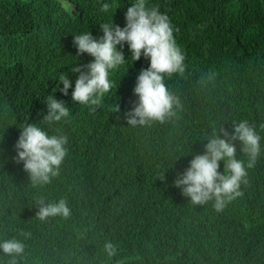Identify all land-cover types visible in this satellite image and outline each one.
I'll return each mask as SVG.
<instances>
[{"label": "trees", "instance_id": "obj_1", "mask_svg": "<svg viewBox=\"0 0 264 264\" xmlns=\"http://www.w3.org/2000/svg\"><path fill=\"white\" fill-rule=\"evenodd\" d=\"M171 19L185 53L184 71L165 74L179 99L175 115L132 125L136 77L143 55L110 71L109 92L97 104L62 93L58 76L75 56L73 34L121 26L131 0H0V240L24 243L15 264H264V0H147ZM119 47V45H118ZM59 86V87H58ZM56 89V90H55ZM55 90V92H54ZM54 94L69 116L43 119ZM247 120L262 150L222 210L194 204L174 181L213 129ZM67 137L57 174L34 182L13 158L24 123ZM236 144V157L248 154ZM224 171V162H220ZM63 199L70 214L40 219V202ZM105 241L115 245L109 255ZM12 257L0 250V264Z\"/></svg>", "mask_w": 264, "mask_h": 264}, {"label": "clouds", "instance_id": "obj_2", "mask_svg": "<svg viewBox=\"0 0 264 264\" xmlns=\"http://www.w3.org/2000/svg\"><path fill=\"white\" fill-rule=\"evenodd\" d=\"M110 7L109 0H100L101 11L106 13ZM124 16L123 26L114 20L100 24L102 34L98 37L91 31L72 33V42L77 50L75 56L79 58L87 53L92 59L82 65L71 64L69 71L78 74L74 85L68 72L58 76L62 82L59 90L68 95L71 88V99L80 104L99 103L100 97L112 88L110 71L123 65L128 58L122 51L126 43L132 62L142 55L149 60L148 66L142 68L136 77L133 91L137 100L126 112V118L132 125H142L150 120L164 121L175 115L174 106H179L178 97L166 86L165 74L184 71L185 53L174 36L170 17L158 6H150L147 0H131ZM43 102L48 109L44 120L60 121L69 116L66 102L54 94L46 95ZM205 139L204 151L192 155L188 166L178 174L174 183L194 204L214 200V207L222 210L226 201L240 194V184L247 168L254 165L262 150V137L247 120H241L233 122L231 131L227 128L213 129ZM235 140L240 141L241 150L248 154L247 167L235 155ZM66 143V136L49 135L35 122L24 123L15 141L16 155L13 158L17 163H23L34 182H48L51 175L57 174L66 155ZM221 161L224 162L223 172L219 170ZM57 214H70V208L63 199L40 202L37 212L40 219ZM24 247V243L16 238L0 240V250L12 257L11 264H15L18 256L22 257ZM104 249L110 256L115 253V245L111 241H105Z\"/></svg>", "mask_w": 264, "mask_h": 264}]
</instances>
